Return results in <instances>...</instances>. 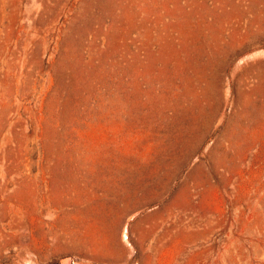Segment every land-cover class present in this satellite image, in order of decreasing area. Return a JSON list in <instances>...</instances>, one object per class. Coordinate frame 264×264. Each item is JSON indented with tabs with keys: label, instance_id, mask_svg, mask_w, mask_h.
I'll return each mask as SVG.
<instances>
[{
	"label": "rangeland",
	"instance_id": "rangeland-1",
	"mask_svg": "<svg viewBox=\"0 0 264 264\" xmlns=\"http://www.w3.org/2000/svg\"><path fill=\"white\" fill-rule=\"evenodd\" d=\"M0 264H264V0H0Z\"/></svg>",
	"mask_w": 264,
	"mask_h": 264
}]
</instances>
